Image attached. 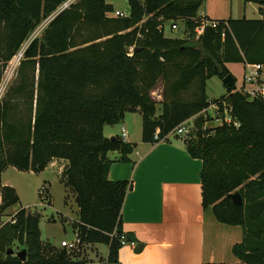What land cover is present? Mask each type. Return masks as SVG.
Masks as SVG:
<instances>
[{
	"label": "trees",
	"instance_id": "trees-1",
	"mask_svg": "<svg viewBox=\"0 0 264 264\" xmlns=\"http://www.w3.org/2000/svg\"><path fill=\"white\" fill-rule=\"evenodd\" d=\"M66 1L0 0V84L22 44ZM245 1L258 5L259 18L217 20L192 41L203 0H128L124 17L110 16L114 8L106 0H74L28 42L0 97V264H86L81 251L88 243H105L107 261L118 264L121 237L130 242L121 207L131 182L109 178L116 159L108 153L131 161L135 142L107 137L103 128L136 111L141 140L149 143L159 141L156 130L162 137L193 118L194 130L183 142L202 163V207L219 223L243 230L232 246L239 261L202 264H264V100L236 90L234 82L224 83L227 91L216 99L205 93L209 77L229 74L228 62L258 63L264 70V0ZM167 20L182 22L184 38L164 35L160 25ZM212 104L222 121L206 127ZM52 159L66 161L61 179L77 206V250L43 242L39 214L27 208L1 220L18 201L15 189L1 182L2 171L10 165L38 173ZM233 191L242 205L227 197ZM38 193L50 202L45 187ZM13 247L25 250L24 261L7 254Z\"/></svg>",
	"mask_w": 264,
	"mask_h": 264
},
{
	"label": "crops",
	"instance_id": "crops-1",
	"mask_svg": "<svg viewBox=\"0 0 264 264\" xmlns=\"http://www.w3.org/2000/svg\"><path fill=\"white\" fill-rule=\"evenodd\" d=\"M127 115L122 123H127ZM105 127V136L118 135L114 133V125L107 130ZM124 128V140L135 142L129 154L131 161H118L117 151L108 153L109 158L116 159L110 165L109 178L131 182L121 207V227L130 242L118 249V264L225 261L223 255L228 250L232 252V246L241 241L243 230L238 225L219 223L210 211L203 209L201 160L187 153L181 136L149 143L141 140L136 129H129V137ZM65 163L62 159H52L46 168L58 167L61 171Z\"/></svg>",
	"mask_w": 264,
	"mask_h": 264
},
{
	"label": "rangeland",
	"instance_id": "rangeland-1",
	"mask_svg": "<svg viewBox=\"0 0 264 264\" xmlns=\"http://www.w3.org/2000/svg\"><path fill=\"white\" fill-rule=\"evenodd\" d=\"M106 2L111 3L114 10H120L125 14L129 13L128 0H106ZM62 6L35 28L29 38L22 44L18 53L7 63L0 84V97L15 77L19 63L17 59L20 52H22L21 50L32 38L42 34L50 19L61 10ZM198 12L208 15L210 19L214 20L227 19L228 17H245L252 19L261 16L260 11L258 10V5L252 1L245 0H203ZM178 24L179 27L176 30H172L170 29V21H165L164 35L172 38H184L183 24L181 21L178 22ZM225 67L233 78L236 90L251 88V85L244 83V74L249 70L244 63L228 62L225 64ZM226 91L227 88L224 85L223 80L217 75L209 77L205 82V93L209 100L224 95ZM160 93L161 81L159 80L152 91L153 98L159 100ZM157 108H159V104H157ZM206 114L213 118L212 122H207L205 124L206 127H212L221 123L222 118H220L215 110L214 104L208 107ZM127 116V123H122L121 121L114 125L116 130L114 133L122 136V133L120 132L121 125L126 127L128 131L127 136L129 137L131 135L129 129H136L138 133H141L140 113L138 111L135 113L128 112ZM188 122L193 125V118ZM105 128L106 130L111 129L112 125H106ZM193 130L194 128L192 126L190 133H192ZM1 182L12 186L18 196V201L5 210L4 216L1 217L2 221L8 220L10 218L9 216L20 208H27L31 212L39 214L40 238L43 242L49 243L52 246L60 247V242L62 240L69 242L74 239L75 222L77 221V206L74 201L73 192L61 179V171H59L58 167H48L43 171L33 173L31 171H20L9 165L1 173ZM42 186L47 189L50 202L41 199L43 198V195H39L38 192ZM12 249L15 253L20 250L16 247H13ZM81 252V257L87 260L86 264H97L98 261L106 259L108 247L105 243H88L84 244ZM223 260H225L223 262L239 261L232 252H229V250L223 255Z\"/></svg>",
	"mask_w": 264,
	"mask_h": 264
},
{
	"label": "built area",
	"instance_id": "built-area-1",
	"mask_svg": "<svg viewBox=\"0 0 264 264\" xmlns=\"http://www.w3.org/2000/svg\"><path fill=\"white\" fill-rule=\"evenodd\" d=\"M72 1L74 0H69L63 3V6L61 7V9L66 7L68 3ZM127 15L128 14H125L124 12L120 10H113L110 12V16H114V17H124ZM199 15H200V24L194 28V37L191 39L192 41H198L199 37L203 34L206 26L216 27L218 26V23H219L217 20L205 18V15H201V14ZM178 22L180 21H170V29L176 30L179 27ZM160 28L164 30V23L160 25ZM131 50L132 48H130V51ZM21 56H22V52H20L18 56V59H17L18 62ZM245 65L249 68V70L246 74H244V83L251 85V88H246V89L242 88L241 91L243 93H246L250 97L257 96L264 100L263 65L258 64V63H251V64L247 63ZM188 121H190V119L180 123L173 131L169 132L168 134L162 137H159V134H158L159 131L156 130L153 135L154 140H159V141L166 140L167 138L171 136H181V137L187 136V134L190 133V129L193 126L192 124H189ZM121 133H122V137L124 138L126 135V131L124 127L121 128ZM79 243H80L79 236L75 232L74 239L72 241L68 242V241L62 240L60 242V245L62 247L67 248L68 250H77ZM124 243H127V242L124 240V237L122 236L121 244L123 245ZM97 264H109V262L107 261V259H104V260L98 261Z\"/></svg>",
	"mask_w": 264,
	"mask_h": 264
},
{
	"label": "water",
	"instance_id": "water-1",
	"mask_svg": "<svg viewBox=\"0 0 264 264\" xmlns=\"http://www.w3.org/2000/svg\"><path fill=\"white\" fill-rule=\"evenodd\" d=\"M131 52L130 50H127V53ZM223 82L230 86L233 83V78L230 74H227L223 79ZM227 197L232 201L233 204L235 205H242L243 200L239 194L238 191H233L227 194ZM7 254H14L13 249H9ZM15 255L21 260L24 261L25 260V250L24 249H20L18 252L15 253Z\"/></svg>",
	"mask_w": 264,
	"mask_h": 264
}]
</instances>
